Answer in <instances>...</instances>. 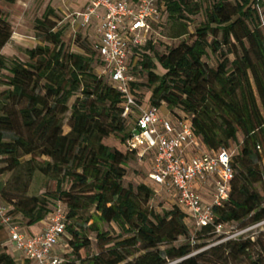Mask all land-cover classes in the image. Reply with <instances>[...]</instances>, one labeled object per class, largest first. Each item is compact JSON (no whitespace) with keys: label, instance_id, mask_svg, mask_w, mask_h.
Instances as JSON below:
<instances>
[{"label":"trees","instance_id":"1","mask_svg":"<svg viewBox=\"0 0 264 264\" xmlns=\"http://www.w3.org/2000/svg\"><path fill=\"white\" fill-rule=\"evenodd\" d=\"M262 6L264 0H158L159 20L145 43L133 48L130 71L136 80L130 90L138 105H165L188 119L210 152L235 146L229 152L234 176L228 198L213 208L214 223L200 228L175 202L161 211L151 206L152 186L125 184L126 163L135 157L125 145L133 121L131 114L123 116L124 99L109 79L97 43L82 52L67 50L63 28L47 7L34 23L41 43L25 50V60L5 56L12 26L0 9V177L10 174L0 203L12 222L21 219L18 227L25 231L60 204L62 244L68 249L59 253L61 264H204V255L219 246L193 252L209 239H226L220 246L235 261L264 264V232L254 240L225 236L232 226L244 229L264 221V171L256 163L264 155ZM198 14L203 21L190 30ZM166 38L178 43L169 46ZM160 44L164 52L157 50ZM157 63L162 73L155 70ZM89 208L93 213L82 220L78 212ZM214 224L222 225L221 234ZM87 230L96 240L92 255ZM0 264L18 263L1 249Z\"/></svg>","mask_w":264,"mask_h":264},{"label":"built area","instance_id":"2","mask_svg":"<svg viewBox=\"0 0 264 264\" xmlns=\"http://www.w3.org/2000/svg\"><path fill=\"white\" fill-rule=\"evenodd\" d=\"M87 2L86 12L82 14L83 24L89 22L97 9L103 10L97 51L110 81L124 99L123 116L131 114L132 117L134 111H138L125 145L134 152L138 161L146 160L153 152L150 178L156 186L169 193L196 228L213 224V208L227 200L234 176L229 152L226 149L210 152L204 145V150L198 151L201 141L194 136L188 119L176 116L171 120L162 118L158 108L145 110L131 95L130 85L136 80L130 71L133 48L145 43L152 24L159 20L158 0ZM205 180L212 183L209 201L202 198L195 186L196 182ZM7 211L8 207L0 203V225L8 228L11 246L21 251L29 264L62 263L56 251V245L63 241L65 229V214L60 204L47 218L41 233L32 236L20 230ZM214 228L218 234L223 232L221 224H214Z\"/></svg>","mask_w":264,"mask_h":264},{"label":"rangeland","instance_id":"3","mask_svg":"<svg viewBox=\"0 0 264 264\" xmlns=\"http://www.w3.org/2000/svg\"><path fill=\"white\" fill-rule=\"evenodd\" d=\"M81 1V0H80ZM129 1V0H127ZM211 0H204L206 2ZM234 1V0H232ZM47 7H51L54 9L56 14V21L59 26L63 28V41L65 43V47L67 50L71 52H82V47L90 46L91 43L95 44L99 41L98 36V27L99 24H95V22H91V19L87 24H83V18L80 15H77L76 12L82 10L81 4L78 0H17L15 3H7L4 1H0V9L7 17L12 26V36L6 46L2 49V54L5 56H15L21 59H26L25 50L27 48H32L37 44H40L41 41L36 36L34 30L35 19L40 18L44 13ZM261 16L264 18V6L261 8ZM203 21V15L198 14L192 17L191 22L189 24V29L193 30L196 25H199ZM166 23V22H164ZM168 23H166L167 26ZM165 26V25H164ZM166 43L169 46H174L178 43V41H174L166 38ZM159 52H164V45H159L157 47ZM214 61H210V64H213ZM132 65V62H131ZM95 67V66H94ZM96 69V67H95ZM155 70L158 73H162V67L157 63ZM4 89V86L0 84V92ZM142 91L146 92V97L149 95L147 92V88H142ZM74 98H72L69 102L71 104ZM142 108H148L146 102L141 104ZM159 114L164 113V109L161 108L158 110ZM138 111L135 110L132 114L131 120L137 117ZM69 113L67 114V117ZM67 119V118H66ZM65 132L68 131L67 126L64 127ZM11 136L10 133L6 134V138ZM229 152L232 154L235 152L234 144H231L229 147ZM258 167L264 171V155L260 153V158L256 160ZM151 164L146 162L145 160L138 161L137 158H132L126 163V176H125V184L131 183L133 185H137L140 183H145L153 186L155 192L150 202V205L153 206L157 211H161L162 209H168L173 204V199L169 195V193L159 186H156L152 179L150 178ZM10 178L9 173H5L0 177V191L5 182ZM262 181H264V173H262ZM54 183H51L49 188L53 189ZM258 189H261L260 184L257 185ZM79 216L82 220L88 218L93 213L92 208L87 210H81L78 212ZM188 221L191 223L190 219ZM17 226L23 227V222L21 219H17ZM15 224V225H16ZM79 223H76L78 225ZM83 226H88V223L83 224ZM238 226H232L227 229L226 237L230 238H239L243 239L250 238L251 240L256 239L260 233L264 232V221L247 226L244 229H237ZM104 230L111 231L112 234H116L119 232L114 225H103ZM244 230L239 235L233 236L236 232ZM87 235L91 240V246L88 249L89 255L94 254L97 251L96 248V240L94 238V233L87 230ZM226 240V239H225ZM225 240L211 241L209 239L199 250H195L193 254L199 253L202 251L208 250L210 247L219 246L218 249L211 253H206L204 255V264H221L222 261H227L229 264H248L246 260H234L229 254L228 249L226 250L223 246H220L222 242ZM62 244V243H61ZM63 250H60V245L56 246V251L60 254L64 252H68L66 245H62ZM261 247L256 248V253L259 254ZM6 249L10 254L17 260L19 258V253H16V249L11 246L10 236L7 227H3L0 230V250ZM19 263V262H18ZM170 264V263H168Z\"/></svg>","mask_w":264,"mask_h":264},{"label":"crops","instance_id":"4","mask_svg":"<svg viewBox=\"0 0 264 264\" xmlns=\"http://www.w3.org/2000/svg\"><path fill=\"white\" fill-rule=\"evenodd\" d=\"M78 2L81 4L82 10L79 11V12H76V14L80 15L82 17V14L84 12H86V6H87L88 2H87V0H81V1L78 0ZM135 2H136V0L133 1L132 3H135ZM102 14H103V10L101 8L97 9L96 13L90 17L91 22H95V24H99L100 21H101ZM161 108L164 109V113H160L159 114L160 117L165 118V119H169V120L174 118V115L168 110V108L165 105H162L159 109H161ZM144 109L146 110L148 108H144ZM197 149H198V151H203L204 150V146H203V144L201 142H200V144L198 143ZM152 158H153V152L150 153L149 156H147L145 161L151 164ZM195 186H196L198 192L200 193V195L202 196V198L205 201H209L211 199V194H212V190L213 189H212V183L209 180L198 181V182H196ZM46 223H47V219L44 220V221H41V222H39V223H37V224H35L33 226H30L29 228H27V230H25V233L27 235H30V236L37 235V234L41 233V231L46 226ZM59 245H60V250L59 251L63 250V248H62L63 244H59ZM56 246H58V245H56ZM16 253H19V258H18V262L19 263L17 262V260L15 258L14 259L16 260V262L18 264H23L25 261L28 262V264H29V261L24 258V256H23L21 251L17 250Z\"/></svg>","mask_w":264,"mask_h":264}]
</instances>
